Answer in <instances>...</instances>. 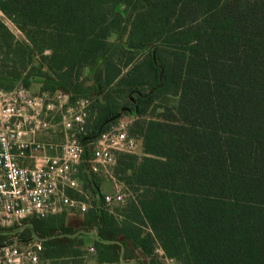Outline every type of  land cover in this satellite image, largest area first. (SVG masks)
<instances>
[{"label": "trees", "instance_id": "16d2710c", "mask_svg": "<svg viewBox=\"0 0 264 264\" xmlns=\"http://www.w3.org/2000/svg\"><path fill=\"white\" fill-rule=\"evenodd\" d=\"M0 13L24 37L0 20V90L85 100L83 145L122 111L178 97L142 129L150 157L117 158L115 174L131 171L137 192L117 216L93 213L101 264H121L126 241L177 264H264V0H0ZM134 48L147 49L140 60ZM1 230L0 241L41 242V260L81 264L64 213Z\"/></svg>", "mask_w": 264, "mask_h": 264}, {"label": "built area", "instance_id": "2783aa9c", "mask_svg": "<svg viewBox=\"0 0 264 264\" xmlns=\"http://www.w3.org/2000/svg\"><path fill=\"white\" fill-rule=\"evenodd\" d=\"M32 95L22 87L0 90V228L19 227L31 219L61 213H84L91 208L112 212L113 205H125L132 194L124 184L116 185L117 158L120 154L142 155V137L129 135L128 124L120 121L83 145L78 135L83 132L85 109L67 121H62L65 116L61 114V121L52 123L45 118L51 106L45 97L40 108L44 117L40 120L38 109L31 106L32 99H36ZM45 95H54L66 113L74 111L68 107L67 94L42 93L37 97L42 100ZM59 123L63 124L62 141H36L37 132L53 130ZM85 149L90 152L88 158L84 157ZM83 167L111 180L117 188L114 193L102 194L100 205L93 203L79 178ZM23 245L27 247L22 252L15 243L0 246V264H39L41 242L33 240ZM170 262L174 264L172 259Z\"/></svg>", "mask_w": 264, "mask_h": 264}, {"label": "rangeland", "instance_id": "374dc122", "mask_svg": "<svg viewBox=\"0 0 264 264\" xmlns=\"http://www.w3.org/2000/svg\"><path fill=\"white\" fill-rule=\"evenodd\" d=\"M0 20L8 26L10 31L15 35V37L18 40H21V41L24 40V37L22 36V34L1 13H0ZM122 38H123L122 40L125 39V37H122ZM116 40H118V37L116 35L109 37L110 42H114ZM156 44L158 46V45H161L162 43L158 42ZM146 50L147 49H142V48L137 50L136 48H134L133 53H131V56H134V61L140 60L144 56V53L146 52ZM128 69H124L123 74H125ZM32 97H36V99L35 100L32 99L31 106H33L35 109L36 108L38 109L40 115L37 117V119H40V120L43 119V117H44L43 112L40 108L44 102L45 97L48 98L46 102L51 106L49 107V109L47 111L45 109L43 111L47 112L46 113L47 115L45 116V118L47 120L51 119L52 123H57V122L61 121V114L63 116H65V120H62V121H67L68 119H72V118H74V116L79 114L80 111H83L87 106V104L84 100H80L74 104H69L68 107L74 108V111H70L69 113H66L65 111H63V109L61 110V108H59L58 99L54 95L53 96L45 95V96L41 97L42 100H39V98L35 94L32 95ZM177 100H178V97L169 96L168 98H166V100L156 102L154 104L153 108H149L147 110V112L141 116H135L133 113H131L129 111H122V114L118 118L116 123H118L120 121L127 123L128 124V133H129V135H131L130 134V131H131L130 128L133 127L136 122H138L137 127L134 126L132 130H133L134 134L141 136L142 135V129L145 126V124L151 120L161 121L162 120V113L164 112V108H168V109L172 110L176 106ZM124 103H127V101H125ZM22 105H25V103H22ZM62 125L63 124L59 123V125L53 127L54 134L57 136L58 140H59L60 136L63 138V134H60V131L63 130ZM142 147H143V140H142ZM130 155L134 156L136 158L134 160V166L138 165L143 160V158L150 157L144 153V150L142 152V155H132V154H130ZM130 176H131V171H126L125 173H120V174L118 173V175L115 174L116 185L119 186V183H121V184H124V186H126L129 182H131ZM92 182H93V185L85 184L86 186L84 188L88 192V194L91 195V197L94 200L93 203L96 205L101 204V200H102L101 194H104V193H110L111 194L117 190L114 182H112L111 180H107L104 177H97L96 176V178H93ZM93 186H95L96 190L99 192V196L97 197V199H94V196H93L94 195V193L92 191ZM126 188L128 189L129 192H131V194L133 196H134L133 192H137L135 187H132V189H130V188H128V186H126ZM116 208H119V206L113 205L112 206V212H109L108 210H103V211L108 213V214H112L114 216H117V213L115 211ZM71 230H72V232L74 231L72 228H71ZM1 231L2 230L0 228V232ZM73 239H74V241L72 242V246L76 244V242L78 241V237H74ZM17 240H20L18 234H13V235L10 234L9 236L4 237V239H2V241H0V246H3V245L5 246L10 241L16 242ZM15 244L17 245L18 250L21 252L23 250H25V248L27 247V246H24L23 244H20V243H15ZM153 257H154L153 260L155 262H157V264H171L170 259H172V258H167L164 254V251L159 246H155L154 251H153ZM172 260H173L174 264H177L180 262L179 260H175V259H172ZM61 262H63V261L54 260L53 262H49V263L40 262L39 264H61Z\"/></svg>", "mask_w": 264, "mask_h": 264}, {"label": "crops", "instance_id": "0c3cea01", "mask_svg": "<svg viewBox=\"0 0 264 264\" xmlns=\"http://www.w3.org/2000/svg\"><path fill=\"white\" fill-rule=\"evenodd\" d=\"M27 91H30V93H33V95H42L38 87L27 89ZM35 138L37 142L51 143H57L63 139L60 136L58 140L57 136L54 134V131L51 129L45 132H37L35 134ZM48 153L52 154L53 151H48ZM93 196L94 199H97L98 197L96 194ZM97 210H99V208H91L84 213H64L65 227L72 228L77 234V237L82 240V246L80 247L82 255L74 259L76 261H81V264H101L98 261L96 249L94 247V242L96 240V227L94 226L95 223L93 220V213H95ZM117 240L123 241L124 239L122 236H119L117 237ZM125 243V247L121 250V254L124 255V259L121 261V264H129L131 262H138V264H157V262L153 260V254L151 256H147L141 251V249H135L130 241H126ZM90 249H92V251H90ZM41 262L49 263L53 261L41 260ZM61 264H73V262L69 259L66 262H61Z\"/></svg>", "mask_w": 264, "mask_h": 264}, {"label": "water", "instance_id": "95a60500", "mask_svg": "<svg viewBox=\"0 0 264 264\" xmlns=\"http://www.w3.org/2000/svg\"><path fill=\"white\" fill-rule=\"evenodd\" d=\"M36 240L34 237L28 238V239H20L17 240L16 242H10L9 244H13V243H20V244H24V243H28L30 241ZM129 264H138V262H131Z\"/></svg>", "mask_w": 264, "mask_h": 264}]
</instances>
